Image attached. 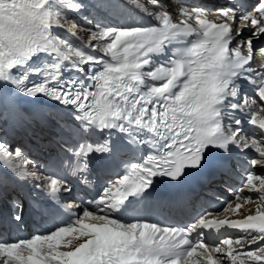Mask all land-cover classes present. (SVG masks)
Listing matches in <instances>:
<instances>
[{
	"label": "snow or ice",
	"instance_id": "6c2138e0",
	"mask_svg": "<svg viewBox=\"0 0 264 264\" xmlns=\"http://www.w3.org/2000/svg\"><path fill=\"white\" fill-rule=\"evenodd\" d=\"M126 2L156 23L125 19L122 0H0V124L26 126L37 147L56 146L41 165L0 139V200L12 206L0 227H22L25 206L9 195L21 182L48 201L35 206L45 221L36 233L0 237V264H264V174L245 169L240 187L229 184L234 150L251 148V168L264 169V71L250 66L253 42L264 38V0H147L157 11ZM242 82L259 102L238 99ZM46 100L50 111L36 107ZM205 173L235 201L183 226L139 212L156 178L180 184ZM74 187L94 194L65 202L61 193ZM247 204L254 213L242 211Z\"/></svg>",
	"mask_w": 264,
	"mask_h": 264
},
{
	"label": "bare ground",
	"instance_id": "6f19581e",
	"mask_svg": "<svg viewBox=\"0 0 264 264\" xmlns=\"http://www.w3.org/2000/svg\"><path fill=\"white\" fill-rule=\"evenodd\" d=\"M140 3H142L145 7L149 8L150 11H157L156 8H154L151 4H149L145 0L144 1H140ZM206 3H209L208 0H207ZM187 4H189V3H187ZM123 5H124L123 6V14H124V18L125 19H127L129 21L130 20H137V21H140L142 23H149V22L156 23V21L153 20L150 16H147L146 14L140 12L133 5H129L128 3H124ZM189 5H193V4L190 3ZM170 11H171V9H170ZM212 18L213 19L216 18V14L215 15L214 14L213 15L211 14L209 16V19H212ZM117 19H119L120 21H115ZM173 20H174V22L179 23L180 17L178 15H176V14H173ZM112 22L113 23H121V22H123V20H121L120 17H114V20H112ZM244 93H246L248 96H250L253 99H256L259 102L258 97H256L254 95V93L252 92V86L251 85L248 84V86H246V85L243 86L242 96L241 97H238V99H241L242 100ZM259 103H264V102H259ZM240 114L244 115L243 113H240ZM251 127L252 126H250V127H244L243 131L246 133V135H248L249 138L252 139L251 131H250ZM246 161H248V160H246ZM246 169H250L252 171H255L258 174H264V169H261L260 166H256L255 169H252L251 168V165L249 164V162H248V165H247ZM231 180L234 181L235 184H238V182H239L237 176L236 177L235 176H231ZM236 180H237V182H236ZM216 191L220 193V197L222 199H224V197H225L226 203L227 202H234L235 201L234 195L232 197L223 196V194L225 195L226 193H229V191L227 190V188L224 189L222 186H216ZM241 195H249V196L257 197L259 194L258 193H255V192H248L246 190L245 192L241 193ZM220 197H217L218 200H220ZM255 207H256L255 204H247V205H245L244 209H242V211H244L245 214H248L247 209H251L252 212L254 213ZM220 218H223V217L221 216ZM230 218H232V219H239V218H242V217L239 216V215H236V216H231ZM238 234L239 233H234V235H238ZM245 247H246V245H245Z\"/></svg>",
	"mask_w": 264,
	"mask_h": 264
},
{
	"label": "rangeland",
	"instance_id": "374dc122",
	"mask_svg": "<svg viewBox=\"0 0 264 264\" xmlns=\"http://www.w3.org/2000/svg\"><path fill=\"white\" fill-rule=\"evenodd\" d=\"M86 2L90 3V2H92V0H86ZM69 18L70 19H75L84 28L90 27L89 25H86L85 22L82 19H80L79 15H77L75 13H70L69 14ZM57 31L59 32V34L61 36H65L66 35V33L63 30H59L58 29ZM80 35L86 39L88 34L86 32H81ZM69 38L72 39L74 43H79V41H77L75 38H72V37H69ZM93 43H95V42H93Z\"/></svg>",
	"mask_w": 264,
	"mask_h": 264
}]
</instances>
